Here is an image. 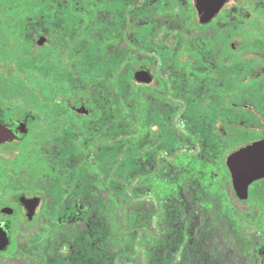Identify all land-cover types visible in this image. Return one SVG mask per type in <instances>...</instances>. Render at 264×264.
<instances>
[{
    "label": "flooded vegetation",
    "instance_id": "obj_1",
    "mask_svg": "<svg viewBox=\"0 0 264 264\" xmlns=\"http://www.w3.org/2000/svg\"><path fill=\"white\" fill-rule=\"evenodd\" d=\"M31 1L0 30V264H264V175L242 197L228 165L264 139V30L228 0ZM20 58L41 106H5Z\"/></svg>",
    "mask_w": 264,
    "mask_h": 264
},
{
    "label": "trees",
    "instance_id": "obj_2",
    "mask_svg": "<svg viewBox=\"0 0 264 264\" xmlns=\"http://www.w3.org/2000/svg\"><path fill=\"white\" fill-rule=\"evenodd\" d=\"M17 1L18 0H0V9L4 8L6 9V11L8 9L11 11L13 10V4H17ZM259 1H260L259 10H260V15H261V20L262 22H264V0H259ZM31 2H32L31 0H21L20 5L21 6L24 5L25 7L21 15L20 14L12 15L9 13L5 14V17H2V20H1L2 22H0V30H18L19 19H21L22 16L24 17L25 15L28 14L29 5ZM254 25L255 23L253 21H249L245 23L246 28L249 26H254ZM27 59L28 58H26V60L22 62L20 58L17 63L13 61V63L10 64L11 66L8 67L9 68L8 72L10 73L8 75H10L11 77L9 76L7 79H5L3 83L4 90L6 92H11V93L14 92L16 95L6 96L5 106H9V107L15 106V107L26 108L28 106L33 105L34 99L37 102H39L40 100H43V98L42 99L36 98V96L32 94V92L38 89L37 87H40V89H44L45 84L34 83L33 81L30 80V67H29V63L27 62L28 61ZM17 93H21V94H17ZM42 104L44 103L39 102L37 106H41ZM122 107H123L122 112H121L123 114L122 116H126L127 115L126 111L128 110V106L124 103ZM136 107L137 105L134 104L132 105V108L130 110H132V113L134 112L133 123H135V127H136L135 130L138 132L140 129L146 128V126L144 125V122H150V121L146 120L145 118L146 116H144L145 120L141 121L140 118H138L139 111H138L137 116L135 114ZM118 114H120V112H118ZM125 164H128V163H125Z\"/></svg>",
    "mask_w": 264,
    "mask_h": 264
},
{
    "label": "rangeland",
    "instance_id": "obj_3",
    "mask_svg": "<svg viewBox=\"0 0 264 264\" xmlns=\"http://www.w3.org/2000/svg\"><path fill=\"white\" fill-rule=\"evenodd\" d=\"M259 6H260V1L259 0H228V8L229 10H236V11H240L246 18L250 19L251 21H253L255 23L254 26H249L248 28L250 30H264V22H262L261 20V15H260V10H259ZM24 9L22 6H20V8L18 9H14V10H7L6 9H0V21L2 17H5V14H18L20 12H23ZM2 22V21H1ZM38 22V21H36ZM37 27H42L41 24H39V22L36 24ZM8 36H12L11 33H8ZM13 46V45H12ZM11 46V48H12ZM9 48V49H11ZM18 52L16 49H12L10 50V55H14L15 52ZM17 55V53H16ZM13 58V56H12ZM8 59H10V56H8ZM6 63L7 59H6ZM5 70H9L8 67H5ZM9 73H6V71L4 72V79H7L9 77L8 75ZM11 77V76H10ZM99 100V102H98ZM98 100H95L96 103H98L99 105H103L102 101L104 99L102 98H98ZM94 99H90V105L94 106L95 104L93 103ZM148 103L150 105L151 108H155L156 106L160 105V103H158L157 99H148ZM5 115L7 116L8 114L5 113ZM124 129V128H123ZM142 164V163H141ZM139 167V166H138ZM143 187V186H141ZM140 187V190H144V189H148L149 187H146L144 189H142ZM151 189H153L152 187H150ZM154 191V190H153ZM157 198H159V196L157 194H155ZM105 196V195H104ZM149 196V195H148ZM140 197H144V196H140ZM150 197V196H149ZM264 197V194H263ZM102 198V196H101ZM230 200L232 202H235V200L232 198V196L230 195ZM151 199V197H150ZM149 198L147 199H140V201H135L134 203H137V205H135L136 207H134L133 210V225H144L146 226L147 232L145 234H147L149 236L150 239H152L151 236H154L156 234H160V223H156L154 221V219L151 218V212L152 211V207H153V203ZM160 208V207H158ZM245 209V208H243ZM119 211H116V218L120 217L119 215ZM159 218H160V212H159ZM160 222V219H159ZM118 233H120V231L118 230ZM133 234H135L134 232H132Z\"/></svg>",
    "mask_w": 264,
    "mask_h": 264
},
{
    "label": "water",
    "instance_id": "obj_4",
    "mask_svg": "<svg viewBox=\"0 0 264 264\" xmlns=\"http://www.w3.org/2000/svg\"><path fill=\"white\" fill-rule=\"evenodd\" d=\"M200 20L206 21L218 12L224 0H196ZM5 138H10L7 134ZM9 133V132H8ZM232 172L233 183L238 194L243 197L240 189L246 190L247 184L253 179L264 175V139L240 148L233 153L228 161ZM4 243L3 235L0 236V245Z\"/></svg>",
    "mask_w": 264,
    "mask_h": 264
}]
</instances>
